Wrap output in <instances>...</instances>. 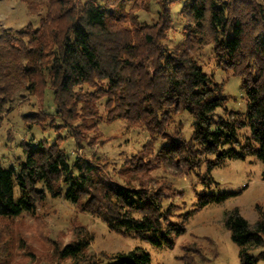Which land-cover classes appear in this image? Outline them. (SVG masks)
Masks as SVG:
<instances>
[{
  "label": "trees",
  "instance_id": "1",
  "mask_svg": "<svg viewBox=\"0 0 264 264\" xmlns=\"http://www.w3.org/2000/svg\"><path fill=\"white\" fill-rule=\"evenodd\" d=\"M20 2L39 24L0 31V122L25 92L36 105V111L22 114L26 127L55 134L36 139L30 132L15 145L23 158L0 165V264H31L29 244L23 237L16 243L11 225L33 213L48 194L103 217L110 230L160 246L184 227L172 219L179 207L167 199L170 183L158 170L190 172L205 162L210 171L226 158L243 159L254 151L264 179V4L259 0ZM152 2L159 7L156 20L142 23L138 14ZM176 4L182 39L170 46L165 40ZM207 45L216 67L239 78L245 114L225 109L223 83L199 64L197 54ZM180 112L194 121L188 138L182 121L169 127ZM101 121H122L126 130L136 126L148 133L141 147L113 168L114 184L99 176L98 166L106 161L95 153L71 154L63 146L65 137L58 135L64 130L75 148L91 149L106 141ZM243 129L249 134L240 139ZM201 182L214 180L203 174ZM221 199L203 192L196 204L200 208ZM224 226L239 247L240 264H257L249 250L263 243L264 220L251 223L234 207L226 212ZM67 232L71 238L64 240ZM58 235L39 264H152L137 247L96 255L83 226L71 225ZM181 248L184 264H197L200 248L194 243ZM103 258L107 261L101 263Z\"/></svg>",
  "mask_w": 264,
  "mask_h": 264
},
{
  "label": "rangeland",
  "instance_id": "2",
  "mask_svg": "<svg viewBox=\"0 0 264 264\" xmlns=\"http://www.w3.org/2000/svg\"><path fill=\"white\" fill-rule=\"evenodd\" d=\"M259 1L264 4V0ZM179 8L180 4L171 6L174 19L165 40V43L170 46L182 39V22L177 17ZM158 9V5L152 2L147 10L139 12V20L142 23L154 22ZM38 24V18L28 14L20 0H0V31L4 27L21 29L30 25L36 28ZM210 47V45L205 46L197 54L199 64L204 72L223 83L227 94L225 109L245 114L247 98L244 89L240 86L239 78L232 75L230 71L216 67ZM22 95L15 98L10 106L11 110L2 115L0 122V165L2 167L15 165L16 158H23V153L15 146L23 136L28 137L30 132H33L38 139L55 134L41 133L37 129L30 130L26 127L22 114L36 111V105L34 96L25 92ZM100 109L103 110L102 106ZM217 112L222 114L223 109ZM179 121H182L183 134L188 138L193 129V119L188 113L180 112L170 124V129L177 127ZM100 128L106 141L97 143L91 149L75 148L74 140L64 130L58 135L65 137L63 146L68 152L85 153L86 156L95 153L103 162L106 161L105 167L98 166L99 176L104 181L114 184L110 178V176L113 177V168L118 169L125 156L139 149L148 139V133L136 126L126 130L125 123L122 121L110 124L101 121ZM248 134L249 130L243 129L239 138L242 139ZM156 140L160 141V138ZM234 148H239V146ZM262 169V163L252 151L243 159L226 158L210 171L205 162L199 169L190 172L186 170L170 172L165 168L158 170L157 173L170 183L169 188L165 189L167 199L174 201L179 207L172 219L180 222L184 227L182 234H170L171 244L163 242L160 246H154L130 232L110 230L103 217L84 212L61 196L53 197L49 194L37 203L33 213L23 214L22 217L16 218L11 228L15 232L16 243L19 239L17 237H23L29 244L28 249L32 251L29 255L31 264H39L44 255L42 253L46 251L51 239L58 237L60 230L65 232L70 230L71 225L83 226L87 229L90 236L89 248L96 255L99 253L112 254L137 247L150 255L152 264H184L181 259L183 253L181 246L194 243L201 251L195 256L197 264H240L239 247L230 239L229 231L224 226V218L227 211L237 207L240 214L251 223L259 219L264 220ZM176 172L179 175H173ZM203 174L211 176L214 182L209 184L201 182ZM62 186L65 188L64 185ZM203 192L222 195V199L198 208L197 195ZM63 237L64 240L71 238L70 232ZM249 253L255 258L257 264H264V237L263 243L249 250ZM105 261L107 259L103 258L101 263ZM114 262L116 260H112V263Z\"/></svg>",
  "mask_w": 264,
  "mask_h": 264
}]
</instances>
